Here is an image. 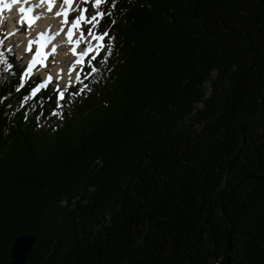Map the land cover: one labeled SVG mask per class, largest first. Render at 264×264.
Segmentation results:
<instances>
[{"label": "trees", "instance_id": "1", "mask_svg": "<svg viewBox=\"0 0 264 264\" xmlns=\"http://www.w3.org/2000/svg\"><path fill=\"white\" fill-rule=\"evenodd\" d=\"M93 9L113 51L63 107L0 45V264L25 234L23 264H264V0Z\"/></svg>", "mask_w": 264, "mask_h": 264}, {"label": "snow or ice", "instance_id": "2", "mask_svg": "<svg viewBox=\"0 0 264 264\" xmlns=\"http://www.w3.org/2000/svg\"><path fill=\"white\" fill-rule=\"evenodd\" d=\"M31 0H11V4L5 3L4 9L11 11L12 5L20 4L21 6L18 8V12L21 15V20L19 23L27 24L29 27H31L37 20H39L41 17L39 15H33L35 12V9L41 5H47V11L52 12V9L54 7L55 0H39V5L32 4V6L26 7L25 5L30 4ZM89 0H83V3L87 4ZM103 0H94V3L92 4L93 8L99 9ZM72 3L73 0H63V5H66L67 7L62 6L59 11L55 13L57 17H63V24L68 23V17L70 15V12L72 9ZM113 3V7H114ZM87 11L86 8L79 9L80 14L75 17L71 21V25L68 27L66 38L69 42V44H72V55L76 57L75 64L68 69V75H69V82L64 85L63 90H61L58 79L62 75L58 74V79L56 83V87L54 91L57 93V107H63V105L60 103L61 101H65V93L68 91V89L73 88L75 85H80L82 83L81 80V73H85V79L88 78L89 74L91 76H95L97 72L100 71V68L97 65H94L92 61H95L98 56H100L101 51L105 50L106 43H105V37H107L108 33L107 31H104L103 33L97 34L93 31L94 28L97 27L99 24V21L103 18L105 13L103 11H96L95 15L91 16L90 18L86 17L85 12ZM108 15H111V13H108ZM3 22V16H0V23ZM15 23V22H14ZM112 23H115V20L112 21ZM82 25H92L91 28H88L87 30V37H90L91 39H87L85 32L82 30ZM60 31H63V28H61ZM76 32H79V39H77L75 42H73V36ZM15 35V33H13ZM59 35V33H57ZM55 37H53L54 39ZM114 37H111L107 41V48L105 56L99 61L100 64H106L107 63V57L111 56L113 48L110 46L112 44V41L114 40ZM92 41H95V46H93ZM51 41L48 39L46 33H39L35 39H29L27 42V47L25 48V52H32L33 46H35V52L32 55L31 60L27 63L26 68L22 70V73L19 76V86L16 88V91H19L20 88L24 86L25 83V77L31 76L33 74V70L36 65H39L40 67H46L45 60L47 58V52L45 49L47 48L48 44ZM85 44V47L83 51L77 52L76 49L80 46L81 43ZM0 45H3V41L0 40ZM8 51L11 52L13 49L11 47L8 48ZM52 52H56V48H52ZM0 65L3 66L2 71L7 77L9 73L13 71V63L9 61L5 57V53L3 51H0ZM77 66H79V70H77ZM109 71H111L109 69ZM75 72V81L73 82L71 80V76ZM47 82L51 83L53 81L52 75L47 76ZM47 87L46 83H40L37 87H35L31 95L33 98L37 96V94L40 92L41 89ZM85 91H92V89L87 85L84 84L83 87L78 88V90L72 92V96L76 97L81 95L82 93H85ZM27 99V97L24 98V100H21L20 107L24 106V102ZM65 103H68V101H65ZM51 115H59L60 118H62L63 113H57L55 110L51 113ZM25 119H27V113H25Z\"/></svg>", "mask_w": 264, "mask_h": 264}, {"label": "bare ground", "instance_id": "3", "mask_svg": "<svg viewBox=\"0 0 264 264\" xmlns=\"http://www.w3.org/2000/svg\"><path fill=\"white\" fill-rule=\"evenodd\" d=\"M60 0H55L54 8L52 9V12L47 11L46 5H41L35 9V12L33 15H39L41 18L37 20L31 27H29V34L27 35V40H24L22 42L20 39L18 40V43L21 44L24 48L27 47V42L29 39H35L39 33H46L48 39L51 41L45 51L47 54L52 51V48H56V52L54 55L55 60L59 63V66L52 69V77L58 79V74L62 75L59 77V81L63 84H67L69 75H68V69L71 68L75 64L76 57L72 55V44H69L67 38H66V30L71 25V22L63 24V17H57L55 13L60 10L62 6L67 7L66 5H63L59 2ZM8 3L11 4L10 0H0V13L2 14V10L4 9V4ZM32 4L39 5V0H31L30 4L25 5L26 7L32 6ZM20 4L12 5V9L9 13L8 22H9V35L10 36H17L16 34L13 35L14 28H13V18H16L17 24H20L19 21L21 20V15L18 12V8L20 7ZM75 4L72 3V9H74ZM73 11V10H72ZM5 19V18H4ZM61 28H63V31H60ZM59 33V35H57ZM53 37H55L53 39ZM77 39H79V32H76L73 36V42H75ZM87 39H91L88 37ZM81 44H84L83 42ZM80 44V46H81ZM93 46H95V41H92ZM78 47L76 51L79 53L83 51L84 46ZM32 53L27 59L28 61L31 60ZM26 60V59H25ZM47 76L48 74H43V80L44 83L47 82ZM73 80L75 81V72H73L72 76ZM56 79V80H57Z\"/></svg>", "mask_w": 264, "mask_h": 264}, {"label": "water", "instance_id": "4", "mask_svg": "<svg viewBox=\"0 0 264 264\" xmlns=\"http://www.w3.org/2000/svg\"><path fill=\"white\" fill-rule=\"evenodd\" d=\"M260 90L264 91V87L260 88ZM263 113H264V104L260 100V114L258 117H256V119L253 122L249 123V125L253 124L254 122L259 121L261 119V117L263 116ZM239 144L240 145H239L237 151L235 152L234 156H236L240 152V150L244 144V135H243L242 131L240 133V143ZM233 159L234 158L231 157L228 160V162L225 166V169L223 171L222 177H221L220 186L217 188V190L213 193V195L211 197L213 206L216 208L218 215H223L222 207L220 206V204L218 203V200H217L218 195L221 192H223L225 189L226 180H227L228 172H229V167H230V164H231ZM231 230H232V226L229 223L227 226V235L224 239L223 247H222V250L220 252V257H219L220 261H222V259L225 256V252L227 251V247H228V244L230 242ZM35 244H36V238L31 234H27V235L25 234V235H21V236L17 237L14 240L13 245H12L11 250H10V259H11L10 264L26 263V261L29 257V253H30L31 249L35 246Z\"/></svg>", "mask_w": 264, "mask_h": 264}, {"label": "rangeland", "instance_id": "5", "mask_svg": "<svg viewBox=\"0 0 264 264\" xmlns=\"http://www.w3.org/2000/svg\"><path fill=\"white\" fill-rule=\"evenodd\" d=\"M61 3H63V0L61 1ZM74 4H75V6L73 9V13H75V14H74V17L72 19H70L69 21H72L75 17H77L80 14L79 9H81V8L87 9V11L85 12L86 17L90 18L91 16L95 15L94 9L92 7H88L87 4L83 3V0H73V5ZM91 27H92V25H82L81 26L82 30L85 32L86 37H87V30H88V28H91ZM93 31H95V28L93 29ZM28 34H29V27H26L24 30L19 31V33L16 34L17 35L16 37L8 35L7 37H5L4 39H1V40H3L6 47L12 46L15 48L16 41L20 39L22 42H24V40H27ZM18 50L19 49H17V51ZM19 63L20 64L28 63L27 58L23 57V59ZM45 64H46V67H43V68L40 67L39 65H37L33 70V74L31 75L32 79L34 77H38L39 84L44 81L43 80V74L51 75L52 69L59 66V63L55 60L54 56L45 60ZM77 70H79V68H77ZM56 79L57 78L53 79V81L51 82L49 87H54V86L56 87V83H57ZM71 80L74 82L72 77H71ZM68 81H69V79H68ZM58 83H59L61 90H63L65 84L61 83L59 80H58ZM81 86L82 85H80L78 88H80ZM78 88H77V90H78ZM58 122H59V120L55 119L54 124H56Z\"/></svg>", "mask_w": 264, "mask_h": 264}]
</instances>
